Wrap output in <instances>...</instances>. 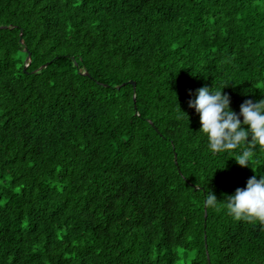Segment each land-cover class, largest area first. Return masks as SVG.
I'll return each mask as SVG.
<instances>
[{
  "label": "trees",
  "instance_id": "1",
  "mask_svg": "<svg viewBox=\"0 0 264 264\" xmlns=\"http://www.w3.org/2000/svg\"><path fill=\"white\" fill-rule=\"evenodd\" d=\"M204 86L264 99V0H0V264H264Z\"/></svg>",
  "mask_w": 264,
  "mask_h": 264
},
{
  "label": "clouds",
  "instance_id": "2",
  "mask_svg": "<svg viewBox=\"0 0 264 264\" xmlns=\"http://www.w3.org/2000/svg\"><path fill=\"white\" fill-rule=\"evenodd\" d=\"M225 87L216 91L207 86L197 89L188 107L199 115L198 133L206 138L212 154L234 153L239 166L250 167L257 150L264 151V99L245 100L237 113L230 107V96L223 92ZM257 175L248 179L245 188L227 196V211L236 220L264 225V175ZM218 202L208 191L205 203L214 207Z\"/></svg>",
  "mask_w": 264,
  "mask_h": 264
},
{
  "label": "water",
  "instance_id": "3",
  "mask_svg": "<svg viewBox=\"0 0 264 264\" xmlns=\"http://www.w3.org/2000/svg\"><path fill=\"white\" fill-rule=\"evenodd\" d=\"M133 84L135 85L136 83H135V81H133ZM176 155V154H175ZM208 259H209V256H208Z\"/></svg>",
  "mask_w": 264,
  "mask_h": 264
}]
</instances>
